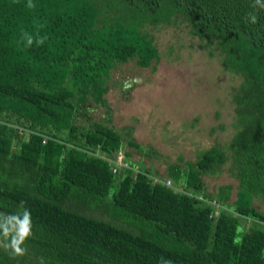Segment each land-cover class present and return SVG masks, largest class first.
<instances>
[{
    "label": "trees",
    "instance_id": "1",
    "mask_svg": "<svg viewBox=\"0 0 264 264\" xmlns=\"http://www.w3.org/2000/svg\"><path fill=\"white\" fill-rule=\"evenodd\" d=\"M28 4L0 0V264H264V212L251 202L264 199V0ZM176 18L238 80L226 143L178 156L166 184L127 150L112 171L120 132L75 118L83 103H104L116 63L157 58L141 25ZM221 168L236 179L230 200L229 183L203 187L201 173Z\"/></svg>",
    "mask_w": 264,
    "mask_h": 264
},
{
    "label": "rangeland",
    "instance_id": "2",
    "mask_svg": "<svg viewBox=\"0 0 264 264\" xmlns=\"http://www.w3.org/2000/svg\"><path fill=\"white\" fill-rule=\"evenodd\" d=\"M140 28L151 37L157 58L144 66L132 59L112 66L102 93L104 103H83L84 112L78 111L75 120L82 125L91 120L110 124L120 132L122 153L127 150L132 165L143 163L164 178L170 162L193 159L201 148L227 140L234 129L229 91L238 76L223 67L217 49L205 47L204 38L191 33L184 20L144 23ZM127 140L139 143V148ZM201 178L206 192L229 183L227 200L234 196L236 179L225 169L203 172ZM251 202L264 212V199L252 195ZM67 204L103 216L95 209ZM15 223L13 217L10 224ZM9 228L22 229L18 224Z\"/></svg>",
    "mask_w": 264,
    "mask_h": 264
},
{
    "label": "built area",
    "instance_id": "3",
    "mask_svg": "<svg viewBox=\"0 0 264 264\" xmlns=\"http://www.w3.org/2000/svg\"><path fill=\"white\" fill-rule=\"evenodd\" d=\"M122 150H121V146H119L116 150H114L112 152V154L110 156H108V159H110L113 164L111 165V170H115L117 166H126L128 165V161L127 159L123 158V155H122ZM133 167L135 168L136 166L133 165ZM153 178H156L155 176H152ZM163 182L166 183V184H169L170 183V179L168 177H164L163 179ZM215 209L212 210V214L215 213Z\"/></svg>",
    "mask_w": 264,
    "mask_h": 264
},
{
    "label": "clouds",
    "instance_id": "4",
    "mask_svg": "<svg viewBox=\"0 0 264 264\" xmlns=\"http://www.w3.org/2000/svg\"><path fill=\"white\" fill-rule=\"evenodd\" d=\"M28 7H33V5L31 4V0H29ZM251 20H252L253 23H255L256 22V17L255 16H252L251 17ZM42 42L43 41H40V43H42ZM31 43H32V40H31V38H29L28 39V44L31 45Z\"/></svg>",
    "mask_w": 264,
    "mask_h": 264
}]
</instances>
